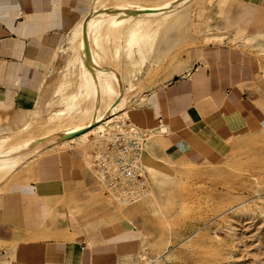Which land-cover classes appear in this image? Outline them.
<instances>
[{
    "label": "rangeland",
    "instance_id": "374dc122",
    "mask_svg": "<svg viewBox=\"0 0 264 264\" xmlns=\"http://www.w3.org/2000/svg\"><path fill=\"white\" fill-rule=\"evenodd\" d=\"M95 1L91 0L79 21L84 16L89 17L97 7L137 3L135 0ZM226 1L186 0L178 9L185 18L180 27L161 26L155 30L151 26L150 37L139 33L138 38L143 39L139 43L142 45L145 39L147 46L143 43L140 51H133L132 58L124 51L120 55L118 51L117 57L118 49L111 47L115 56L106 57L107 63L118 75L115 78L117 89L126 91L115 95L113 103L120 105L116 100L119 101L121 94L125 102L103 119L104 122L110 119L106 123L90 118L79 122L70 114L57 120L61 125L54 123L58 118L54 119L53 113L63 107L60 105L63 102L59 100L62 99L59 92L55 95L53 90L76 53L75 48L71 49L69 35L79 21L67 29L53 63L35 87L0 89V127L8 126L1 129L4 131L0 134L10 135L8 143L27 141L25 147L15 152L18 154L25 149L26 158L5 175L0 174V192L29 188L58 192L64 198L71 183L86 187V179L91 177L99 195L105 196L97 204L98 220L108 211L124 233L134 231L145 261L149 260V254L152 258L161 253L156 264H264V125L257 120L251 124L247 117L242 124L227 120L225 128L221 129L211 125L213 119L187 120L186 113L182 112L178 118L183 120V125L177 128L174 124L177 117L162 111L158 99L166 87L164 78L168 68L184 63L191 47L217 41V36L213 35L223 30L219 22ZM164 2L166 0H141L138 4L148 5L146 8L154 4L150 8H155ZM231 31L226 29V32ZM71 86L67 87V92ZM21 111L25 113L24 122V118L22 121L13 119ZM122 123H132L147 133L142 164L149 179L148 191L130 204L119 203L107 190L95 172L94 163L98 147L112 129ZM18 124L20 130L16 128ZM85 124L103 125L80 138ZM51 125L56 127L51 128ZM64 129L68 130L63 133ZM22 131L26 137L16 134ZM14 134L18 137L13 138ZM27 148L36 152L25 154ZM17 154L22 157V153Z\"/></svg>",
    "mask_w": 264,
    "mask_h": 264
},
{
    "label": "crops",
    "instance_id": "0c3cea01",
    "mask_svg": "<svg viewBox=\"0 0 264 264\" xmlns=\"http://www.w3.org/2000/svg\"><path fill=\"white\" fill-rule=\"evenodd\" d=\"M90 2L0 0V89L35 87ZM223 8L217 41L191 47L184 63L166 70L158 99L177 128L182 112L221 129L247 117L264 125V0H227ZM86 184L71 183L64 198L29 188L0 192V264H156L162 254L145 261L137 234L124 233L111 213L98 220L105 196L93 178Z\"/></svg>",
    "mask_w": 264,
    "mask_h": 264
},
{
    "label": "bare ground",
    "instance_id": "6f19581e",
    "mask_svg": "<svg viewBox=\"0 0 264 264\" xmlns=\"http://www.w3.org/2000/svg\"><path fill=\"white\" fill-rule=\"evenodd\" d=\"M110 1L111 0H109L108 2H110ZM138 1H141V0H135V2H137V3H135V5L116 3V4H112L111 6H101L100 8L97 7V9L94 8L95 10L93 11V13L89 17L84 16L78 22V24L73 27L72 32L69 35V40H70L71 45H72L71 49L74 50V48H75L74 51H76V53L74 52L75 55L73 54L74 56L72 55L73 57L71 59L68 57L70 59L69 60L70 62H68V64H66L65 72H63V79L55 86V88L53 90L54 94L56 92H59V97L62 99H59V98L58 99L63 102V103H60L61 106L63 104V107H61V108L59 107L58 109H60V110L53 113V115H56L54 119L58 118V119H56V122H54L52 120L54 123L57 124L59 122V121L57 122V120H61L60 119L61 116L62 117L67 116L68 117L69 114H70V117L72 119H73L72 115H74L75 118L77 117L78 120L77 119H74V120H77L79 122H82L83 120H87L89 118L95 122H100L101 120H103V119L105 120L106 118H108L110 114L115 113L118 109L117 105H119V104L113 103V99H114L115 95H118V94L120 95V92L121 93L125 92L126 89H125V91L123 89H122L123 91H119V89H117V86L115 84L117 80H115V78L118 75H117L116 71L112 69L113 68L112 65H111V67L109 66L110 64L107 63V59L110 56H115L116 54H117L116 56L118 57V51H119V55H120V53L122 54V52L124 51L126 53V56H128V57L132 56L133 51L134 52H135V50L140 51L143 47L142 45L145 42V39L141 45L139 43V40H141V39L138 38L140 36L139 33H141V34L143 33L142 35H144V36H149L150 32L151 33L153 32V30L150 29L151 26L155 27V30H157L156 28L161 27V26L166 27V29H170V28H174V27L178 28V27H180V23H183L185 21L184 20L185 18L181 17V14L178 13V9H179V7H181L183 5V2H185L186 0H180V1L179 0H166V2H164L162 4H158V6L155 5L156 6L155 8H150V6H153L154 4L149 5V8H146L148 5L147 6L146 5L143 6L144 4L139 5ZM144 1H146V0H144ZM190 1L192 2V0H190ZM108 2H105V3H108ZM187 3H186V5L185 4L184 5L187 6L189 4V3L188 4ZM145 29H147V30H145ZM149 30H150V32H148ZM164 30H165V28H164ZM151 37H153V36H151ZM154 38H155V36H154ZM149 39L150 38H148L146 40L149 41ZM135 42H137L136 45H134ZM113 45L115 46V48L118 49V50H116L115 55L113 52H111V47L114 48ZM146 46H145V49H146ZM114 52H115V50H114ZM71 53H72V51H71ZM139 55H141V54L139 53ZM70 57H71V55H70ZM106 57H107V59H106ZM113 58H116V57H113ZM137 58H141V57H137ZM125 61H127V60H125ZM137 62H138V60H137ZM139 62H140V59H139ZM70 65H71V67H70ZM134 65H135V63H134ZM134 65H132V66L134 67ZM139 66H141V65H139ZM73 67H77V68L74 69ZM60 71L62 73V70H60ZM74 75H76L75 79L71 78ZM122 76H123V73H122ZM119 78H120V76H119ZM57 80H58V77H57ZM114 80H115V82H114ZM75 82H76V84H75ZM125 82H127V81H125ZM71 84H72V86H71ZM69 86H71L72 89L67 92L66 90H67V87H69ZM69 89H70V87H69ZM52 98H53V96H52ZM54 98H55V96H54ZM56 99H57V97H56ZM118 99L120 102L117 100H116V102L120 103V105H123V103L125 102V96L121 94V97H119ZM54 101H53V103H54ZM49 102H51V101H49ZM49 102L47 101V103H49ZM28 111H27V113H30ZM27 113H26V115H27ZM36 113L37 112H35V114ZM37 114H36V116L39 115V114L38 115ZM51 115H52V113H51ZM17 117H18L17 120L22 121L23 118L25 117V113L21 111L20 114L17 115ZM33 117H35V116L33 115ZM27 118H28V116H27ZM25 119L26 118H24L23 122L25 121ZM47 119H46L47 122H51V121H48ZM104 120H103V122H104ZM109 120L110 119L106 120L104 123L108 122ZM128 120H129V118H128ZM26 122H28V121H26ZM38 123L39 122H37V124ZM59 123H61V122H59ZM59 123H58V125H61ZM34 125H36V124H34ZM102 125L93 126V124H85L83 126V128H81L83 131L82 134L79 135L78 137L83 138V136H85L86 133H90L92 130H94L95 128L100 127ZM121 125H134V124L122 123ZM52 126H55V125H51V128H52ZM66 126H68V128H69V125H66ZM7 127H3V126L0 127V131L1 132L4 131L1 129H5V128L7 129ZM19 127H21V125L19 126V124H18L16 128L18 129ZM42 127H43V125H42ZM36 128L38 129V126ZM19 130H20V128H19ZM67 130L64 129L63 133L66 132ZM24 131L20 132L19 134L18 133H16V134L23 136ZM6 132H8V131H6ZM7 134L6 135L0 134V174H4V175L7 172H9L12 168H14L21 160H24L27 156L26 155L25 158L23 156L24 155L23 152L25 151V149H23L24 151L21 152L22 154L19 152H18V154L15 153V152L19 151L20 149H22L23 147H25L27 145L26 144L27 141L25 139H23V140L21 139L22 141H16V142L8 143L9 138H11V137H10V135H7ZM16 134H14L15 136H13V138L18 137ZM39 135H41V134H39ZM23 137H26V136L24 135ZM26 139H28V138H26ZM96 139L97 140L100 139V136H96ZM14 141H15V139H14ZM29 141H32V140L29 139ZM98 146H99V142H98ZM27 149H26V152L27 151L28 152L25 154H28L30 150L32 151V149H30V146H29L30 150L29 149L27 150ZM31 151H30V154L32 153ZM35 152H36V149H34L33 153H35ZM38 152L40 153V149ZM38 152H37V154H38ZM14 153L17 155L21 154L22 157L16 156ZM84 155H87V153L84 152ZM34 156H36V155H34ZM22 158H24V159H22ZM27 161H28V159H27ZM86 162L89 163V161L87 159H86ZM94 163H95V159H94Z\"/></svg>",
    "mask_w": 264,
    "mask_h": 264
},
{
    "label": "built area",
    "instance_id": "2783aa9c",
    "mask_svg": "<svg viewBox=\"0 0 264 264\" xmlns=\"http://www.w3.org/2000/svg\"><path fill=\"white\" fill-rule=\"evenodd\" d=\"M146 136L135 125H116L95 152V172L121 204H130L148 191L142 164Z\"/></svg>",
    "mask_w": 264,
    "mask_h": 264
}]
</instances>
